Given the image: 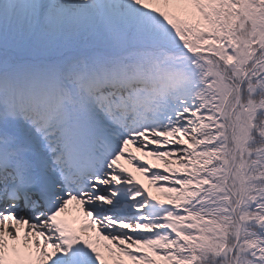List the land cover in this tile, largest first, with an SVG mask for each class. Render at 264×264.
I'll list each match as a JSON object with an SVG mask.
<instances>
[{
    "label": "snow or ice",
    "instance_id": "snow-or-ice-1",
    "mask_svg": "<svg viewBox=\"0 0 264 264\" xmlns=\"http://www.w3.org/2000/svg\"><path fill=\"white\" fill-rule=\"evenodd\" d=\"M0 264H264V0H0Z\"/></svg>",
    "mask_w": 264,
    "mask_h": 264
},
{
    "label": "rangeland",
    "instance_id": "rangeland-1",
    "mask_svg": "<svg viewBox=\"0 0 264 264\" xmlns=\"http://www.w3.org/2000/svg\"><path fill=\"white\" fill-rule=\"evenodd\" d=\"M136 175H137V178L141 179L142 182H146V181H144V178L141 177L139 174H136Z\"/></svg>",
    "mask_w": 264,
    "mask_h": 264
}]
</instances>
